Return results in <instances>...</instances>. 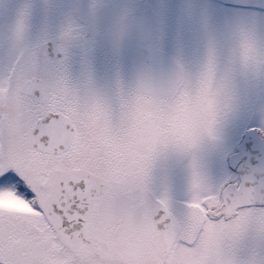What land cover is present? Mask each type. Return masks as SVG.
I'll return each instance as SVG.
<instances>
[{
    "label": "snow or ice",
    "instance_id": "1",
    "mask_svg": "<svg viewBox=\"0 0 264 264\" xmlns=\"http://www.w3.org/2000/svg\"><path fill=\"white\" fill-rule=\"evenodd\" d=\"M33 11L13 7L0 70V264H264V154L230 174L209 165L236 77L264 79L255 30H237L226 64L212 43L198 70L177 57L102 87L92 53L104 6L74 12L55 52L29 43ZM130 16L117 14L120 40ZM170 156L191 162L187 200L153 189Z\"/></svg>",
    "mask_w": 264,
    "mask_h": 264
},
{
    "label": "flooded vegetation",
    "instance_id": "2",
    "mask_svg": "<svg viewBox=\"0 0 264 264\" xmlns=\"http://www.w3.org/2000/svg\"><path fill=\"white\" fill-rule=\"evenodd\" d=\"M93 3L104 6L100 35L94 42L92 53L95 76L102 87L110 86L117 72L130 76L146 65L170 68L177 57L182 58L188 68L198 70L212 43L216 45L221 63L226 64L235 47V7H264V0H70V7L66 10L57 6L49 11L47 6L42 11L43 19L35 23L41 28L40 43L50 41L57 44L56 36L61 25L72 22L74 12L84 13ZM123 11H129L131 16L126 34L120 40L116 17ZM80 22L86 23L87 20L81 17ZM81 73L82 60L78 49L71 74L76 78ZM233 92L235 96V81ZM226 130L233 133L232 137L224 136ZM223 137L222 146L209 159L216 175L232 172L230 157L241 142L235 149V100L223 128ZM190 163L189 159L176 156L159 160L153 170L154 191L160 194L167 190L174 199L187 200ZM177 186L180 188L175 189Z\"/></svg>",
    "mask_w": 264,
    "mask_h": 264
},
{
    "label": "rangeland",
    "instance_id": "3",
    "mask_svg": "<svg viewBox=\"0 0 264 264\" xmlns=\"http://www.w3.org/2000/svg\"><path fill=\"white\" fill-rule=\"evenodd\" d=\"M25 2L34 5L28 38L31 45L39 44L42 40L41 28L36 27L35 23H40L43 19L42 11L45 7L59 6L65 7V10L70 7V0H0V70L7 67L11 58L9 35L12 9ZM243 25L253 28L258 41L264 43V7H235V35ZM251 125L264 137V79L241 73L235 79V149L247 127ZM232 135L228 130L224 132L225 137L230 138ZM224 174L230 173L224 171ZM177 188L180 186L175 189ZM186 190L188 193L187 188ZM178 196L176 192V197ZM179 199L180 197L176 198ZM246 243L251 246L254 242L249 240Z\"/></svg>",
    "mask_w": 264,
    "mask_h": 264
},
{
    "label": "water",
    "instance_id": "4",
    "mask_svg": "<svg viewBox=\"0 0 264 264\" xmlns=\"http://www.w3.org/2000/svg\"><path fill=\"white\" fill-rule=\"evenodd\" d=\"M42 44L50 52H55L58 46L50 41ZM262 154H264V140L256 131L250 130L239 145L238 151L231 156L230 163L234 168L243 171L251 160H257Z\"/></svg>",
    "mask_w": 264,
    "mask_h": 264
}]
</instances>
